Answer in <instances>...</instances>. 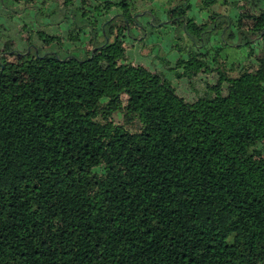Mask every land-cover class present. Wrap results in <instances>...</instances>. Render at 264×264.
<instances>
[{
    "label": "trees",
    "instance_id": "trees-1",
    "mask_svg": "<svg viewBox=\"0 0 264 264\" xmlns=\"http://www.w3.org/2000/svg\"><path fill=\"white\" fill-rule=\"evenodd\" d=\"M138 2L0 0V264H264V0Z\"/></svg>",
    "mask_w": 264,
    "mask_h": 264
},
{
    "label": "rangeland",
    "instance_id": "rangeland-1",
    "mask_svg": "<svg viewBox=\"0 0 264 264\" xmlns=\"http://www.w3.org/2000/svg\"><path fill=\"white\" fill-rule=\"evenodd\" d=\"M150 1H152V0H139L140 3L139 2L138 3L140 4L141 8L142 7L143 8H145V7L149 8ZM141 12H144V11L142 10ZM141 12H139V13H141ZM57 18H58V16L56 15V16H52L49 20L51 22H54ZM143 21L145 24L146 19H144ZM1 22H3L6 26V25H8L9 20H1ZM164 23H166V26L161 27L160 26L162 24L161 23L159 25H156L157 29H155V30L150 29L149 27H145L144 28L145 32H143L140 36H137L138 35L137 34V35H135V37L138 40H140L142 37H144V38L146 37L147 38L146 42H148L149 40L155 39L153 42L158 44L157 46H158V51H159V54H158L159 57L162 56L163 59L165 58V59L169 60L171 63H174L176 61V59L181 54L175 50V44H177V40L175 37V31H176L177 25L169 24V22H164ZM62 27H64V26L60 25L57 28H62ZM50 28L55 29V25H53L52 27L50 26ZM15 30L16 29L13 28L11 30V32H9L7 34V36H6L7 38H13V39H11V40L7 39L6 42L10 43V41L16 40L17 36H16ZM10 35H12V36H10ZM136 38H135V40H133V42L130 40L128 41V39L124 41L123 45L126 46V48L128 50V55H129V58L127 60L128 62H131L132 64H133V62L142 63L145 67H148L151 70H154V71L160 70V71L164 72V74L169 79H172L173 85L178 86V90L182 94H184L186 97L193 98L194 93H199L202 91L204 85L199 80H193L192 82H190L191 80L183 79L182 81L178 82V81H176L175 78H172L170 75H168L167 74L168 70L165 69V66L162 65L161 61L155 55V53H153V52L151 53L149 46L141 45L138 41H136ZM9 47L13 48L14 42L11 43V46H9ZM233 57L234 56L232 53H228L227 55H225V63H226L225 67H230V65H229L230 62L235 61ZM236 57H238V56H236ZM160 65L163 68L160 67ZM228 72H231V71H228Z\"/></svg>",
    "mask_w": 264,
    "mask_h": 264
},
{
    "label": "crops",
    "instance_id": "crops-1",
    "mask_svg": "<svg viewBox=\"0 0 264 264\" xmlns=\"http://www.w3.org/2000/svg\"><path fill=\"white\" fill-rule=\"evenodd\" d=\"M149 37H150V36H149ZM156 39H157V38H156ZM154 40H155V39H153V40H149L148 43H149V42L151 43V42H153ZM185 40H186V39H185ZM174 44H175V43H174ZM175 45H176V44H175ZM178 53H179V52H178ZM160 67H162V66L160 65ZM162 68H163V67H162ZM159 71H160V70H159Z\"/></svg>",
    "mask_w": 264,
    "mask_h": 264
},
{
    "label": "water",
    "instance_id": "water-1",
    "mask_svg": "<svg viewBox=\"0 0 264 264\" xmlns=\"http://www.w3.org/2000/svg\"><path fill=\"white\" fill-rule=\"evenodd\" d=\"M140 14H142V13H140ZM153 18H154V16H152V17H151V20H150V22H152ZM27 50H28V48H27Z\"/></svg>",
    "mask_w": 264,
    "mask_h": 264
}]
</instances>
